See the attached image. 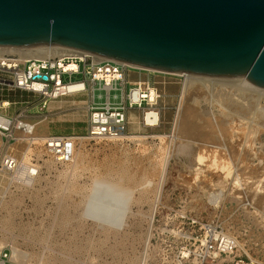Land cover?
<instances>
[{
	"label": "rangeland",
	"instance_id": "374dc122",
	"mask_svg": "<svg viewBox=\"0 0 264 264\" xmlns=\"http://www.w3.org/2000/svg\"><path fill=\"white\" fill-rule=\"evenodd\" d=\"M82 79L83 73L64 76L65 82ZM239 85L196 83L186 101L181 94L176 105L165 107L166 120L147 126L142 112L145 132L79 139L68 163L34 147L28 155L38 160L40 171L28 185L0 171V244L10 255L5 264H197L191 237L207 222L236 237L243 253L264 261V99ZM120 88L111 90L113 103ZM20 91L0 88V100L7 94L42 99ZM101 94L105 99L107 91L97 88L98 102ZM180 104L184 130L175 124ZM21 106L10 105L14 111ZM46 132L41 123L33 135ZM27 147L25 141L8 144L0 136V162L11 150L22 159ZM96 177L131 192L120 231L79 214ZM216 193L221 197L214 202ZM13 247L21 255L15 257Z\"/></svg>",
	"mask_w": 264,
	"mask_h": 264
},
{
	"label": "water",
	"instance_id": "95a60500",
	"mask_svg": "<svg viewBox=\"0 0 264 264\" xmlns=\"http://www.w3.org/2000/svg\"><path fill=\"white\" fill-rule=\"evenodd\" d=\"M42 45L264 88V0H0V47Z\"/></svg>",
	"mask_w": 264,
	"mask_h": 264
},
{
	"label": "built area",
	"instance_id": "2783aa9c",
	"mask_svg": "<svg viewBox=\"0 0 264 264\" xmlns=\"http://www.w3.org/2000/svg\"><path fill=\"white\" fill-rule=\"evenodd\" d=\"M70 62L75 63L77 67L68 68L66 65ZM128 69L141 68L104 58L98 59L91 54H87L85 57L31 58L25 61L20 60L15 55L5 54L0 57V87L29 91L45 99H55L85 91V83L88 79L93 84L100 82V87L107 91V97H109L111 90L119 89V84L122 86L120 89L124 90L123 82L125 72ZM82 72L85 74L84 79L75 82L64 81L66 74L71 77ZM166 74L178 76L172 73ZM37 83L41 85L40 88H36L35 84ZM71 84H83V87L71 90ZM149 89L148 84H146V88H143V84L137 83L132 88H129L126 93L128 103L114 104L107 100L103 105H94L90 114L89 128L85 135L37 137L33 135L34 126L32 124L19 118L0 114V136L8 144L27 142L28 147L24 156H27L30 160V165H27L28 169L26 168V174L22 176L25 158L23 156L21 159L11 150L2 157L0 171L10 174L11 180L23 185L24 183L16 178L26 182L28 178L37 175L38 171H40L38 160L28 155L34 147H41L44 150V154L51 155L60 162L68 163L75 157L79 139H119L124 137L127 134V107H142L145 102L149 106L145 113L154 110L152 106L156 104L160 94L156 91L155 98L151 100L147 96ZM156 112L159 115V112ZM23 123L30 125L31 128H27ZM144 123L147 126H156L159 123V118L155 125L148 123L146 120ZM15 129L22 130L24 134L17 135ZM191 239L193 240V252L197 264H264V261H259L247 253H243L240 250L237 238L225 233L223 229L213 223H203L201 231L192 236ZM7 250V247L1 249L0 263L3 262L5 264L10 258Z\"/></svg>",
	"mask_w": 264,
	"mask_h": 264
},
{
	"label": "crops",
	"instance_id": "0c3cea01",
	"mask_svg": "<svg viewBox=\"0 0 264 264\" xmlns=\"http://www.w3.org/2000/svg\"><path fill=\"white\" fill-rule=\"evenodd\" d=\"M84 78L85 74L83 73V79ZM137 83L143 84V88L144 86L146 88V84H148L149 87H153L160 94L156 104L153 105L152 108L159 112V120L162 122V119L166 120L167 113L165 107L168 106V108H172L176 105L178 98L183 93L185 79L183 80L181 77L152 70L128 69L125 72V79L123 82L124 90H121L122 92L120 94H115L114 98L116 101L114 104L128 103L126 93L129 88H132ZM85 86V91L68 95V97H72V100L66 99V96L55 99H45L42 97L41 100L35 102L37 98L35 101H30L26 98L18 99L11 94H7L3 98L1 97L0 114L7 117L19 118L32 124L34 126L33 132L36 126L41 123H46L47 132L46 134L39 135V137H47L50 135H85L89 128L92 107L94 105H103L107 100L113 103L111 93L110 96H106L105 99L101 94L100 102L97 101L95 96L96 89L99 88L104 90L100 87V82L93 84L87 79ZM20 92L24 93L25 91L22 90ZM2 102L5 103L3 107ZM12 104H21V110H12L10 107ZM160 104L163 105V107H161ZM148 108L149 106L146 107L145 105L142 107H127V133L145 132L146 126L143 124V121H141V114ZM31 118H35V121H30ZM17 131L23 132L20 129H15V133ZM2 139L4 140V138Z\"/></svg>",
	"mask_w": 264,
	"mask_h": 264
},
{
	"label": "bare ground",
	"instance_id": "6f19581e",
	"mask_svg": "<svg viewBox=\"0 0 264 264\" xmlns=\"http://www.w3.org/2000/svg\"><path fill=\"white\" fill-rule=\"evenodd\" d=\"M8 53L18 54L19 57H21L19 59L22 61H25L31 58L47 59V58H54V57L62 58L65 56L85 57L88 54L86 52L78 51V50L71 49V48H66V47H61V46H50V45H42V46L29 47V48L0 47V57ZM94 56L98 59L103 58L97 55H94ZM66 66L68 68L77 67L76 64L73 62L68 63ZM181 75H183L186 78L185 83H184L183 93H182V99H184V96L187 93V91H189V89L194 88L196 83H201V82H210V83L217 82L224 86L231 85L237 88L241 87L239 85L241 84L242 87L244 88H249L256 92L258 91L259 95L260 94L264 95V88H261V87H258L252 84L246 78H215V77L196 76V75H191V74H181ZM237 83H239L238 84L239 86L237 85ZM35 86L36 88L41 87V85L38 83L35 84ZM78 87H83V84H71L70 85L71 90H74ZM199 87L196 86V88H199ZM147 94H148L147 96L151 100H153L157 92L153 87H150ZM233 103H237V102L234 101ZM181 109H182V104L179 105V108H178L179 113H178L175 124L182 128L183 126H181V122L183 119H182V116L180 115ZM158 118H159V115L157 114L155 110L147 111L144 117V119L152 125L156 124V122L158 121ZM23 125L26 126L27 128H31V126L28 124L23 123ZM231 125L233 126V124ZM182 129L184 130V128ZM23 164L25 167H24V172L22 173V176L26 174L27 165H30V163L24 161ZM37 175H34L31 178H28L27 179L28 181L26 182L18 178L16 179L26 184L31 181L34 182ZM219 196L220 194H217V193L213 194L212 200L214 202L217 201L219 199ZM130 203H131V192L129 189L125 188L124 186L120 185L118 182L112 179L105 178V177H96L93 180L92 184L90 185L88 192L83 197L79 214L81 215V217L86 218V220L87 219L91 220L93 223L99 225L100 227L113 230V231H120L126 224V218L130 210ZM2 246L3 245L0 244V250ZM12 251L14 252V256L18 257V253L20 250L17 251V248L13 247Z\"/></svg>",
	"mask_w": 264,
	"mask_h": 264
}]
</instances>
